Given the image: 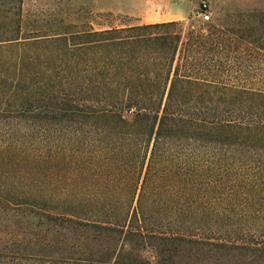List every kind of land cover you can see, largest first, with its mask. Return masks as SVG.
Segmentation results:
<instances>
[{"label":"trees","instance_id":"1","mask_svg":"<svg viewBox=\"0 0 264 264\" xmlns=\"http://www.w3.org/2000/svg\"><path fill=\"white\" fill-rule=\"evenodd\" d=\"M73 21L0 0V264H264V8Z\"/></svg>","mask_w":264,"mask_h":264},{"label":"rangeland","instance_id":"2","mask_svg":"<svg viewBox=\"0 0 264 264\" xmlns=\"http://www.w3.org/2000/svg\"><path fill=\"white\" fill-rule=\"evenodd\" d=\"M22 0V27L24 30H55L60 20L74 19L78 27L91 24L103 28L105 24L136 23L134 17L126 13L127 8L136 14L154 15L175 14L187 10L188 16L179 20L182 35L189 29L207 31L210 23L224 25L232 22L240 10L249 11L256 7L264 8V0ZM206 4L210 19L206 22L198 17L199 8ZM133 4V5H130ZM110 12L113 17L104 18ZM193 26V27H192Z\"/></svg>","mask_w":264,"mask_h":264},{"label":"crops","instance_id":"3","mask_svg":"<svg viewBox=\"0 0 264 264\" xmlns=\"http://www.w3.org/2000/svg\"><path fill=\"white\" fill-rule=\"evenodd\" d=\"M131 2H133L131 0ZM133 5V4H130ZM126 13L130 17H134V20L136 23L133 24H142V23H155V22H167V21H179V20H184L188 16V11L187 10H182L178 11L176 14L175 12L173 14H163V15H154V18H148V15H141V14H136L133 9H128L126 10Z\"/></svg>","mask_w":264,"mask_h":264},{"label":"built area","instance_id":"4","mask_svg":"<svg viewBox=\"0 0 264 264\" xmlns=\"http://www.w3.org/2000/svg\"><path fill=\"white\" fill-rule=\"evenodd\" d=\"M205 8H206V4L204 3L202 4V8L201 9L199 8V11H198V17H200L201 21L203 22H206L210 19V15Z\"/></svg>","mask_w":264,"mask_h":264}]
</instances>
